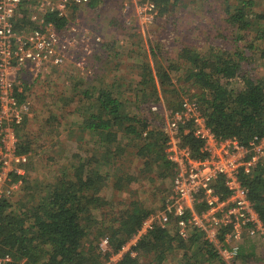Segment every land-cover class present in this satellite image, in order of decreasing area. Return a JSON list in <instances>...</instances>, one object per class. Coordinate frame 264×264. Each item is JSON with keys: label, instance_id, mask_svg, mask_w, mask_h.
I'll use <instances>...</instances> for the list:
<instances>
[{"label": "trees", "instance_id": "16d2710c", "mask_svg": "<svg viewBox=\"0 0 264 264\" xmlns=\"http://www.w3.org/2000/svg\"><path fill=\"white\" fill-rule=\"evenodd\" d=\"M182 1L156 0L159 16L154 27L169 17L171 20ZM95 3L96 0H91L89 6L94 7ZM219 3L230 34L222 29L210 39L215 43L209 44L205 54L194 49L182 51L181 64L189 67L183 80L191 82V87L196 89L195 93L189 94L186 90L185 94L196 99L216 137L236 138L242 146L249 147L264 137V79H256L254 69H250L257 59L264 60V45L261 47V43L264 44V10L257 11L255 0H220ZM216 9L217 4L214 5ZM43 20L44 24L53 23L58 28L69 24L67 19H58L52 14L45 15ZM29 24L18 21L19 27L37 28ZM147 67H143L134 100L120 99L119 85L99 89L96 96L86 92V98L95 99L97 103L84 110L79 130L94 137L98 150L87 157L75 155L74 171H63L53 184L29 187L35 165L31 164V146L21 135L20 153L30 156L26 175L21 178V191L28 188L29 196L0 203V256L11 255L15 264H141L142 257L159 252L161 246L168 244V251L182 253L178 264L225 263L201 232L193 229L183 238L176 227L155 228L119 261L110 262L111 257L136 235L144 220L159 208L148 210L139 203H131L112 214H104L110 204L101 195V189L113 176L110 166L119 165L116 154L118 151L124 153L128 147L123 145L122 136L143 141V145L138 147L137 144L134 152L144 162L142 173L165 168L161 175L173 177L172 165L164 153L167 135L152 131L148 116L151 106L157 104L154 101L159 92L165 95L175 86L171 75L175 68L171 65L161 67L158 62L154 71ZM132 103L136 113H128L124 108L125 105L130 108ZM182 141L194 156H204L203 143L191 132H184ZM136 182L133 172L123 171L117 176L114 188L123 190ZM223 182L218 178L213 184L221 196H226L228 190ZM242 182L264 222V162L250 175H244ZM135 204L140 208L136 209ZM99 210L101 220L93 214ZM102 238L109 242L106 251L99 246ZM89 240L90 245L84 251V243ZM165 261L160 257L157 264Z\"/></svg>", "mask_w": 264, "mask_h": 264}, {"label": "built area", "instance_id": "2783aa9c", "mask_svg": "<svg viewBox=\"0 0 264 264\" xmlns=\"http://www.w3.org/2000/svg\"><path fill=\"white\" fill-rule=\"evenodd\" d=\"M130 2L134 9L129 15V9H124V24L130 28L138 25L143 32L153 26L159 16L156 0ZM26 4L39 5L42 17L56 15L69 24L58 28L43 20V26L37 28L19 27L20 11ZM90 4L91 0H0V203L17 197L30 162L28 154L20 153L21 132L29 114L26 89L38 83L46 71L63 70L71 64L83 70L102 45L100 36L90 34L88 28L70 18L74 9ZM150 110L160 113L156 105ZM164 117V153L172 165L171 190L164 205L144 220L136 235L110 261H119L155 228L176 227L183 238L190 230L201 232L224 264H236L245 238L258 239L264 245V222L242 182L244 175L264 162V137L249 147L236 138L219 139L208 127L196 99L189 95L178 108L164 111ZM184 132H191L203 143V157L194 156L184 145ZM218 178L224 181L226 196L214 187ZM99 246L108 250V239ZM0 264L15 261L11 255L0 256Z\"/></svg>", "mask_w": 264, "mask_h": 264}, {"label": "rangeland", "instance_id": "374dc122", "mask_svg": "<svg viewBox=\"0 0 264 264\" xmlns=\"http://www.w3.org/2000/svg\"><path fill=\"white\" fill-rule=\"evenodd\" d=\"M130 1L96 0L94 7L87 6L74 9L70 18L74 24L84 25L88 28L90 34L100 36L102 44L104 43L102 37L104 33L105 35L109 34L111 39L112 37L116 38L121 48L125 47V42L129 44V47L136 48L132 56L129 54L126 56L123 49L119 53L114 50L117 56L120 54L123 59L132 60L133 63L127 65L140 67L141 63L143 65L152 63L154 69H157L156 64L158 62L161 67L167 68L171 65L175 68L171 73L175 86L170 87L165 95L160 91L157 101H154L157 104L153 105L159 106L160 113L151 112L148 116L152 122V131L166 133L164 111L179 106L178 104L181 103L182 99L188 95L185 94L186 90L187 93L189 90V94L196 92V89L191 87V82L188 83L183 80L187 77L189 67L186 64H181L180 55L182 51L194 49L205 54L209 49V44L215 43L210 41L212 37L221 33L222 29H226L229 34L230 30H227L228 24L223 22L225 16L220 8V0H183L181 6L174 11L171 20L168 16L169 18L159 23V26L154 27L153 24L143 32L138 25L136 27L133 24V27L130 28L124 24V9H129L128 15L132 14L134 9L130 5ZM255 1L257 2V11L264 10V0ZM216 4L217 9L214 10ZM18 21L19 23L24 22V24L30 23L29 26H42L43 17L39 5H24ZM263 45L261 43V47ZM113 49L114 46H110V50ZM124 51L127 52V48ZM116 54L114 59L117 58ZM71 65L63 70L53 69L44 72L38 83L26 89L29 114L21 135L23 141L31 146V164L35 165L31 180L28 183L31 189L53 184L63 171L72 173L74 171L73 166L77 163V160L74 159L75 155L87 157V154H92L98 150L94 137L89 133H82L79 126L83 122L82 113L84 110L97 103L95 99L88 100L86 92L96 96L99 89L107 88V81L102 82V79L104 80L106 77L104 73L101 74L102 71L100 74H96L91 62H87V67L83 70L78 68V65ZM251 67L250 69H254L253 76L256 79H264V60L257 59ZM88 70L92 72V75L88 74ZM70 72L71 76L69 75ZM137 72L139 75L142 73L138 68ZM126 73V85L119 92L120 96L118 97L129 102L132 98L136 99L137 97L136 82L138 80L134 76L138 75L131 70L128 71V69ZM117 83L119 84V82ZM124 108L128 113L137 112L133 103L130 108L126 105ZM141 113L139 112V114ZM122 137L123 145H128V147L124 153L118 151L116 154L119 165L116 168L110 166L113 170L110 173H113V176L108 184L101 189V195L110 204L104 214H112L113 211H119L124 206L129 207L131 203H139L148 210L157 209L169 194L172 179L169 176L164 178L161 175L166 171L165 168H160L158 172L154 171V173H142L141 169H143L144 162L135 153L137 144L139 147L143 145V141H137L138 139L128 136ZM123 171L133 172L137 182L129 188L116 190L114 184L117 181V176L121 175ZM26 189L28 190L25 188L20 191L15 199L20 196L23 198L29 196ZM138 206L135 204L136 209L140 208ZM93 214L100 216L102 212L100 210L93 211ZM101 219L100 216L99 220ZM98 226L100 225L98 224ZM103 239L105 238L98 241L99 244ZM89 245L90 240L85 241L84 251ZM168 248V244L161 246L159 252L142 257L140 263L157 264L160 257H163L166 260L164 264H178L182 260V253L174 250L168 251ZM162 252L165 254L162 255ZM110 262L116 263L117 261L112 260ZM236 264H264V245L261 241L245 238L242 241L240 258Z\"/></svg>", "mask_w": 264, "mask_h": 264}, {"label": "crops", "instance_id": "0c3cea01", "mask_svg": "<svg viewBox=\"0 0 264 264\" xmlns=\"http://www.w3.org/2000/svg\"><path fill=\"white\" fill-rule=\"evenodd\" d=\"M102 37L104 39V43L99 47L95 55L93 57H90L89 62H91V66L95 70L96 74L97 73L100 74L101 71H102L101 74L104 73V76L107 79L106 78L104 80L102 79V82L107 81L106 83L107 88H111L112 86L119 85L118 91L122 90L126 85L125 82L127 80V73H126L127 69L128 71L131 70V72H135L136 75H138V76H134V78L138 80V82H136V86H138L137 84L139 83V81L142 80V73L141 75H139V73L137 72V68L140 69L141 72H143V67L150 66V68L154 71V67L152 63H149V65H143V63H141L140 67L134 65H127L128 63L132 64L133 63L132 60L127 61V59H123L120 56V54L117 56V54L114 53V50H117L119 53L123 49V53H126L125 54L126 56H128V54L132 56L136 48L129 47V44L126 42L124 43L125 47L121 48L118 45V42L116 41L117 39L113 37L111 39V37H109V34L105 35L103 33ZM120 38L122 39V37ZM110 46H114V49L110 50ZM125 48H127V52L124 51ZM115 54L117 56L116 59H114ZM123 73L124 75H122ZM121 78H123L122 79L123 83L121 81ZM117 82H119V84ZM132 100L134 99L132 98Z\"/></svg>", "mask_w": 264, "mask_h": 264}]
</instances>
